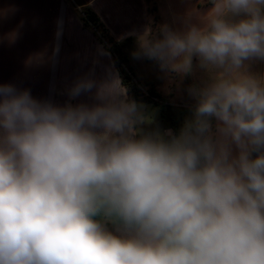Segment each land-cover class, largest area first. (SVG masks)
Here are the masks:
<instances>
[{
    "label": "clouds",
    "instance_id": "1",
    "mask_svg": "<svg viewBox=\"0 0 264 264\" xmlns=\"http://www.w3.org/2000/svg\"><path fill=\"white\" fill-rule=\"evenodd\" d=\"M133 35L166 78L204 73L191 116L153 127L113 71L68 90L92 105L0 84V264H264V0Z\"/></svg>",
    "mask_w": 264,
    "mask_h": 264
},
{
    "label": "crops",
    "instance_id": "2",
    "mask_svg": "<svg viewBox=\"0 0 264 264\" xmlns=\"http://www.w3.org/2000/svg\"><path fill=\"white\" fill-rule=\"evenodd\" d=\"M84 1L99 16L112 36L124 43L125 53L132 66L131 53L136 48L133 34L142 33L146 27L152 28L153 21L146 0ZM201 2L168 0L163 11L164 6L160 0H156L160 25L168 23L175 27L181 26L185 9L198 7ZM207 7L210 5H205L201 11ZM80 10L72 0H0V84L29 89L34 98L51 99L60 105L95 103L92 93L70 99L68 90L86 75L93 74L100 81L109 71L118 75L119 72L112 53L104 47L91 28L84 26ZM164 13H168V20ZM248 70L253 74H264V61L250 62ZM133 72L136 73L134 68ZM119 78L121 80L120 75ZM186 79L189 85L199 86L205 75L197 69L194 75ZM159 95L163 99V95ZM169 96L172 100L168 102L170 104L166 101ZM164 97L167 107L186 104L185 108H191L189 104H194L190 96L185 103H181L177 95L172 93ZM160 116H168L171 121L178 119L177 128H181L184 122L173 109H165V115ZM160 118L155 115L156 125L153 127L179 131L172 123L161 121ZM163 123L165 127H162Z\"/></svg>",
    "mask_w": 264,
    "mask_h": 264
},
{
    "label": "rangeland",
    "instance_id": "3",
    "mask_svg": "<svg viewBox=\"0 0 264 264\" xmlns=\"http://www.w3.org/2000/svg\"><path fill=\"white\" fill-rule=\"evenodd\" d=\"M196 1H200V0H196ZM166 2H168V0H160V4H162L164 6L163 11L166 8V5H167ZM152 4H153V2H152ZM152 4L149 3L148 5L152 6ZM155 4H156V1H155ZM188 11H189L188 9H185V13ZM167 14L168 13H166V14L164 13L163 15H164V17H166L165 19L168 20ZM156 15H158L157 12H156ZM151 19H152V21L154 19V15H152V14H151ZM158 26H160V22L157 20L156 26H155V28H153V30H155ZM148 61L149 60H147V59L133 60L132 56H131V62H132L133 67L129 64V61H128V65L132 68V72H133V68L136 71V73L133 72L135 81L138 83V86L140 87L141 91L145 94L144 98L142 100H140V99H135V100L137 102L145 104L148 108L149 114L154 113L155 115H157L158 118L161 117L160 118L161 121L165 120V122H168L170 124L172 123L171 125H173V127H175V129H180V128H177V127H179V125H176V121H178V119L176 121H173V120L171 121V119L168 118V116H166V118H164L160 115H162V114L165 115V109L167 110V108L169 110L173 109L174 113H176L178 118L182 117L185 121V119H187L191 116V108H185L186 104L180 105V106H175V107L168 105V107H167L165 105V102H164L165 101L164 96L172 93L174 95H177V97L180 99L181 103L182 102L185 103V102H187V100H188L187 98L189 97L186 89L190 85L188 84L186 78H184L183 82H180L178 79L166 78L164 76V74H162L159 71L158 67L152 61H149V64L147 63ZM158 92L163 95V99L161 98V96L159 95ZM166 101H167V103L172 102V100L170 99V96L168 97V99ZM168 104H170V103H168ZM162 105H164L163 109H162ZM189 105L192 106L193 103H191ZM161 110H163L162 114H161V112H162ZM162 125H163L162 127H165L166 124L163 123ZM162 130H164V128H162Z\"/></svg>",
    "mask_w": 264,
    "mask_h": 264
},
{
    "label": "trees",
    "instance_id": "4",
    "mask_svg": "<svg viewBox=\"0 0 264 264\" xmlns=\"http://www.w3.org/2000/svg\"><path fill=\"white\" fill-rule=\"evenodd\" d=\"M77 6L81 8L82 21L85 27L91 28L99 41L104 47L109 50L114 59L115 66L119 72L124 86L128 90V95L132 99L144 98V93L141 91L138 83L134 79L132 68L128 65V57L125 53L124 43L118 42L101 21L99 16L93 11L91 7L84 0H72ZM156 0H146L147 4L153 2L152 6L148 5L149 14L154 15L152 28H155L156 21H159V16L156 15Z\"/></svg>",
    "mask_w": 264,
    "mask_h": 264
}]
</instances>
